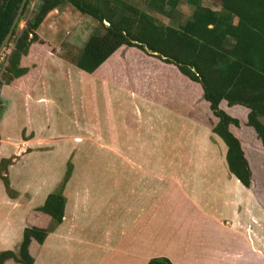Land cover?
Returning <instances> with one entry per match:
<instances>
[{
    "label": "crops",
    "instance_id": "0c3cea01",
    "mask_svg": "<svg viewBox=\"0 0 264 264\" xmlns=\"http://www.w3.org/2000/svg\"><path fill=\"white\" fill-rule=\"evenodd\" d=\"M58 46L33 44L21 62L28 74L1 89L5 110L0 117V162L14 160L7 176L15 192L9 196L0 187V201L7 204L9 220L8 224L0 220L3 249L17 253L26 227L51 226V217L37 209L59 189L66 174L51 185L46 176L50 173L45 175L48 167L45 171L27 165L31 159L52 160L58 154L60 159L64 155L67 166L73 162L63 191L65 217L44 244L35 240L30 244L34 264L58 249L64 257L76 259L74 264H148L156 257H166L173 264H264V149L255 131L246 125L248 110L221 103L223 110L240 120V127L230 130L241 141L250 163L251 188L244 187L228 169V149L213 133L218 120L202 89L189 90V83L181 79L183 75L174 65L124 46L93 74L80 70L68 75L75 65L54 52ZM48 67L61 81L70 83L80 108L75 118L67 116L76 132L62 145H55L56 140H63L60 136L50 138L44 119L15 121L16 96L30 101L36 117L42 112L62 113L61 92L56 98L33 97L43 79H51ZM183 147L187 153H182ZM88 149L98 156H88L87 161L104 163L91 177L87 172L81 176L77 170L80 155L85 156ZM200 160L207 162L205 168L196 167L194 162ZM118 161L124 162L122 173L117 171ZM121 175L122 182L118 180ZM121 185L125 203L119 210L131 221L118 231L116 191ZM170 199L172 210L167 215L173 223L170 221L171 231L164 239ZM128 225L133 227L131 233ZM211 237L231 244L221 247L219 255L208 254L211 248L205 249L206 241ZM157 242L163 247L158 249ZM6 264L18 263L8 260Z\"/></svg>",
    "mask_w": 264,
    "mask_h": 264
},
{
    "label": "trees",
    "instance_id": "16d2710c",
    "mask_svg": "<svg viewBox=\"0 0 264 264\" xmlns=\"http://www.w3.org/2000/svg\"><path fill=\"white\" fill-rule=\"evenodd\" d=\"M23 0H0V47L8 35ZM35 0H28L13 37L6 47L11 50L0 67V117L3 112L1 89L28 74L23 57L39 41L37 31L53 11L71 5L80 14L96 20L102 27L89 37L77 59L76 67L88 74L96 72L120 48L135 47L164 63L174 65L190 81L200 84L203 98L218 120L213 133L227 146L228 169L240 183L251 188L253 173L241 141L230 127L240 120L221 108L239 106L248 110L246 125L252 128L264 149V0H217L221 10L204 5L207 0H186L194 8L191 17L178 26L165 25L152 12L174 22L173 13L180 0H149L142 10L123 0H38V6L26 28L20 24ZM14 47L10 49V45ZM1 140V134H0ZM13 160L0 162V178L9 193L8 167ZM4 168V169H3ZM73 172L70 163L59 189L50 193L38 212L52 219L49 228L26 227L17 253L0 252V264L13 260L34 264L30 244L42 245L65 217L67 199L64 188ZM11 196V194H8ZM148 264H173L166 257L152 258Z\"/></svg>",
    "mask_w": 264,
    "mask_h": 264
},
{
    "label": "rangeland",
    "instance_id": "374dc122",
    "mask_svg": "<svg viewBox=\"0 0 264 264\" xmlns=\"http://www.w3.org/2000/svg\"><path fill=\"white\" fill-rule=\"evenodd\" d=\"M123 1L129 4H132L139 9L146 10L150 13L152 12V10L148 8L149 0H123ZM204 5L212 9L221 8L220 2L217 0H211V1L207 0L204 2ZM37 6H38V0H35L31 3V6L29 7L25 15V19L20 24L19 33L22 32V30L26 28L27 22L33 18ZM193 10L194 8L190 6L186 0H180L177 8L174 10V13H173L174 22L170 21L167 17L159 15L155 12H152V15L157 20H159L165 25H172L176 27L180 24H184L191 17ZM102 30H103L102 27L96 20H94L93 18L89 16L80 14L71 5H66L62 7L61 9H59L58 12H55V13L51 12V15L49 14L45 18L44 22L41 24L39 30L37 31L38 36H39V41L37 43L43 42V43L59 44L60 45L58 46L59 49L54 50V52H57V54L64 55L71 64L75 65L89 37L93 35L94 33H96L97 31L99 32ZM13 47L14 45L11 44L10 49H12ZM10 52L11 50L9 51L4 50L0 58L2 57L5 58L8 54H10ZM3 64L4 62L0 64V67ZM70 70L71 71L68 72V75H71V73L73 72L74 73L80 72V70L76 67V65L75 67L70 68ZM48 71L51 74V79H49V81L46 79H43L40 89L33 94V97L35 98L38 95H40V96H46L48 98H56L61 92V95L63 96V101H61L59 108H60V111L64 114L62 115V113L58 114L57 112H54L52 114L46 115L44 112H42V114L40 115L37 114V117H36V113L32 105H29L30 101L27 99H23L19 96H16L15 101H16L17 108H18V114L15 117V121L18 124H21V123H24L25 121H28L30 118L44 119V121L48 123L47 124L48 127H50V133H51L50 138L52 140H55L57 139V137L60 136L63 140L61 141L56 140L55 145L57 143L59 145L60 144L62 145L63 143H66V141L68 142L69 137L71 136L73 137L75 135L76 130L69 125V120L76 117V109H77V112H79L80 108L79 107L77 108V105H76L77 96H76L75 91L71 90L70 83L65 82V80L61 81L60 78H58V75H55L56 73L53 72L49 67H48ZM180 77L184 82L189 83L188 85L189 90L191 88H195V89L198 88L201 91L202 88L200 84L195 83V82L193 83L192 81L191 83L190 81L186 80L187 78L183 76H180ZM47 83H48V86H46ZM1 107L5 108V105L3 104ZM41 107H43V110H45L44 109L45 105ZM4 110L5 109H3V112ZM176 110L178 111L179 109H176ZM77 117L79 116L77 115ZM55 122H57V125H55ZM37 125H41V124L37 123ZM9 132L12 137L15 136L14 129H11ZM62 148L64 149L65 146H63ZM182 153H187L184 147H183ZM92 154H94V150L88 149L85 156L83 154L80 155L81 161L80 162L78 161L77 170L80 171L81 176H87V174H91L89 176L91 177L95 174L96 171L104 168V163L98 162L99 161L98 159L97 161H94V162L87 161L88 156H94V157L98 156L96 155L97 152H95V155H92ZM63 159H64V155H63ZM63 159H60L58 154L54 158L52 157V160L51 159L42 160L39 158H34L29 161L27 166L28 168L31 167L32 169H37L39 166V167H42L43 170L45 171H47V167H48L49 171L45 172V175L46 173H50L46 176L49 179V184L52 185V183L55 180H57L60 176H62L63 174H66L65 172L67 171L68 166L66 165V163L63 162ZM70 163H73L72 160L68 162V165ZM194 163L196 167L198 168L199 167L205 168V165L207 164L206 161H202V160L198 162H194ZM168 164L169 163H166V166L172 165V164L170 165ZM117 168H118L117 170L118 173L120 172L122 173L123 170L125 169L124 162L118 161ZM85 172H87V174H83ZM120 177L121 178H118V180L122 182V175ZM38 179L39 178H37L36 180ZM81 180H84V179H81ZM2 185L4 186V183L2 179L0 178V187ZM13 191L14 190L10 186L9 193L8 192L7 193L13 195L15 193ZM124 195H125L124 187L122 185L118 186L117 191H116V198H117L116 214L118 216L117 218V230L118 231H120V229L123 227V223L128 222L127 224H130V221H131L130 218L126 216V214L124 216L123 215L121 216V213L119 210L120 207L125 203L123 199ZM196 196L200 197V195H196ZM172 200L173 199H170L166 203L165 225H164V232H163L164 239H166L169 236V231H171V222L173 223V220H169L168 215H167V213L172 210V208L170 207V203H169V202H172ZM201 201H203V198ZM0 202H1L0 203V220L1 221L5 220V223L8 224L9 220L6 219V217L8 216L7 215L8 211H7V208L5 207L7 206V204L5 203V201L4 202L0 201ZM213 202L215 203V200ZM128 226L131 228V231H130L131 233L133 230V227L131 225H128ZM0 227L2 228L4 226L0 224ZM206 243L207 244H206L205 249L211 248L208 254L219 255V252L222 251L221 247L223 249L228 248L227 245L231 244V241L229 240L223 241V238L213 239L211 237L210 241L208 242L206 241ZM157 244H158V249L163 247V243L161 244L160 242H157ZM3 248L4 247H2L0 244V252L5 251V249ZM239 248H241L240 250H243V251L246 249L245 245H240ZM50 252H51V255L48 257L46 255L42 257L41 260L39 261V264H47V261L49 264H74L73 260H76V259H71L70 257H64V254H62L60 249L53 250ZM244 252H247V250H245Z\"/></svg>",
    "mask_w": 264,
    "mask_h": 264
},
{
    "label": "water",
    "instance_id": "95a60500",
    "mask_svg": "<svg viewBox=\"0 0 264 264\" xmlns=\"http://www.w3.org/2000/svg\"><path fill=\"white\" fill-rule=\"evenodd\" d=\"M27 1L28 0H23L21 5H20V8H19L18 13H17V15H16V17H15V19L13 21L11 29H10L8 35L6 36V38L4 39L1 47H0V57L3 54L4 50L6 49V47L9 45V43H10L12 37H13L14 30L17 27V25H18V23H19V21L21 19V16H22V14L24 12V9H25V6L27 4Z\"/></svg>",
    "mask_w": 264,
    "mask_h": 264
},
{
    "label": "built area",
    "instance_id": "2783aa9c",
    "mask_svg": "<svg viewBox=\"0 0 264 264\" xmlns=\"http://www.w3.org/2000/svg\"><path fill=\"white\" fill-rule=\"evenodd\" d=\"M4 61H5V58H4V57L0 58V64H1L2 62H4Z\"/></svg>",
    "mask_w": 264,
    "mask_h": 264
}]
</instances>
